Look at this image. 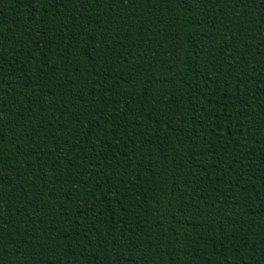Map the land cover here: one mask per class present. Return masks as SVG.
<instances>
[{"label":"trees","instance_id":"trees-1","mask_svg":"<svg viewBox=\"0 0 264 264\" xmlns=\"http://www.w3.org/2000/svg\"><path fill=\"white\" fill-rule=\"evenodd\" d=\"M0 264H264V0H0Z\"/></svg>","mask_w":264,"mask_h":264}]
</instances>
